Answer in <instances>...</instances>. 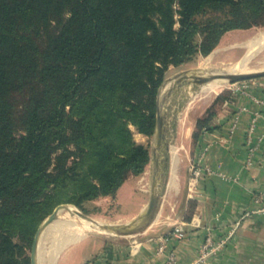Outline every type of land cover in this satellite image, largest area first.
<instances>
[{
  "label": "trees",
  "instance_id": "16d2710c",
  "mask_svg": "<svg viewBox=\"0 0 264 264\" xmlns=\"http://www.w3.org/2000/svg\"><path fill=\"white\" fill-rule=\"evenodd\" d=\"M254 26L264 0H0V264H31L57 205L84 210L142 175L151 150L131 127L154 135L169 67ZM229 97L198 119L195 146Z\"/></svg>",
  "mask_w": 264,
  "mask_h": 264
},
{
  "label": "crops",
  "instance_id": "0c3cea01",
  "mask_svg": "<svg viewBox=\"0 0 264 264\" xmlns=\"http://www.w3.org/2000/svg\"><path fill=\"white\" fill-rule=\"evenodd\" d=\"M195 147L191 158H201V166L212 172L202 178L194 199L188 174L181 171L174 183L165 184L152 237L103 239L84 256L83 244L71 264H161L165 255L158 251V237L170 236L180 223L186 237L170 238L166 250L176 254L175 264H264V213L259 212L264 209V78L231 92L213 129L205 130ZM190 200L197 207L188 221ZM208 238L212 243L204 255ZM135 244L141 245L133 253Z\"/></svg>",
  "mask_w": 264,
  "mask_h": 264
},
{
  "label": "rangeland",
  "instance_id": "374dc122",
  "mask_svg": "<svg viewBox=\"0 0 264 264\" xmlns=\"http://www.w3.org/2000/svg\"><path fill=\"white\" fill-rule=\"evenodd\" d=\"M263 35H264V26H254L248 29H237V30L229 31L222 37L218 46L210 54L208 55L201 54L194 61L182 65L180 67L170 66L166 73V79L172 78L178 73L185 70L200 68V66L203 65L204 62L207 60V58H209L210 56H212L213 59L209 64V69H213V70L229 69L245 57L248 51V47H247L248 44L253 42H260ZM247 67L249 68V70L252 71H255V69L257 71L264 70V47L258 52V54H256L248 62ZM258 79L246 80L233 84L226 83L223 84L217 90V92L213 94L211 97L205 99L203 98L196 99L195 100L196 102L194 101V105L191 107L192 109L188 111V114L186 116L182 117V119L184 118V124L181 125V123H178V125H176L174 129L172 122L173 121L172 108L170 107L168 109V116H167L168 140L170 143V147H172V152L170 150L171 152L170 165H169V171L164 179L165 183H167L168 180L171 179L172 153L177 148H178L177 149L178 165H177L176 176H179L182 171V173L184 172L187 173L190 179L191 164L193 160L196 159V158H191L190 156L192 149H194L195 147L193 134L196 130V124L199 118H202L206 115L207 110L214 104L217 97L226 94H231V92L240 90V88H243L244 86H248V84L253 83L255 82V80ZM180 96L182 95L179 93L174 98L170 99L169 105L171 106L172 103L175 101V99L180 98ZM181 101H183L184 105H187L190 99L188 98L186 99L182 97ZM131 129L134 132V140L139 144H144L149 146L151 150L153 136L148 137L143 134H140L133 126L131 127ZM146 176L148 178H146ZM188 185H189V180H188ZM150 187H151V169L149 164L146 171L142 175L140 176L131 175L127 179V181L123 184V186L119 189V191L115 196L100 197L98 199L86 203L84 210L80 208L78 209H80L84 214L96 220H100L108 223H127L130 222L133 218H135L139 214V211L141 209H144L146 207L150 197ZM62 204H70L76 206L75 204H71V203H62ZM59 205H57L55 209ZM161 208H162V202H161ZM159 216L161 217V214H159ZM73 219L74 216L73 217L71 215L66 216L65 212L59 214L57 221L53 223V226H50L47 229L48 232L46 230V232L43 234L45 235L44 237H42V242H44L42 244L44 245V247L47 249L51 248L52 250H55V247H57L56 244L59 243L60 238L64 236L74 235L76 227L74 225H71V223L66 224V222H73ZM81 220L82 219L77 216L76 223L81 225L82 222ZM63 223H65L66 225ZM59 224L61 225L59 226ZM56 228L58 229L61 228V229L60 230L57 229L58 230L57 231ZM156 228L157 226H154L150 229H146L142 232L126 237L114 236L108 233H104V232L101 233L97 231L86 232L85 236L82 237L81 240L78 241L77 243L74 244L69 243L68 245L64 246V249L60 253L61 255L59 254L58 264L73 263L74 259L78 255L79 256L82 255V253L80 254L79 252L83 244H85L84 245L85 252H83L82 256L89 254L90 250H92L94 245L100 244L101 241H103V239H107V240L117 239V240H131V241L139 240L140 238H144L148 236L152 237L154 232H156ZM60 235L63 236L59 237ZM69 253L72 254L71 260L66 261V257L69 255Z\"/></svg>",
  "mask_w": 264,
  "mask_h": 264
},
{
  "label": "water",
  "instance_id": "95a60500",
  "mask_svg": "<svg viewBox=\"0 0 264 264\" xmlns=\"http://www.w3.org/2000/svg\"><path fill=\"white\" fill-rule=\"evenodd\" d=\"M264 77V70L250 73H231L224 70H202L195 68L185 70L172 78L165 79L157 95L156 129L151 147V187L150 197L146 207L130 222L123 224H102L96 219L84 214L78 207L70 204L59 205L54 212L39 226L32 245L31 264H38V250L44 231L54 223L62 210H72L82 220L96 224L101 231L120 237L132 236L150 227L156 219L165 187V176L170 165V143L168 140L167 116L169 100L174 98L188 85L195 91L200 85L212 81H224L233 84L246 80ZM170 107V106H169Z\"/></svg>",
  "mask_w": 264,
  "mask_h": 264
},
{
  "label": "bare ground",
  "instance_id": "6f19581e",
  "mask_svg": "<svg viewBox=\"0 0 264 264\" xmlns=\"http://www.w3.org/2000/svg\"><path fill=\"white\" fill-rule=\"evenodd\" d=\"M256 38V37H255ZM256 40V39H255ZM260 41V40H259ZM247 46V45H246ZM248 51L245 55V57L237 62L235 65H233L231 68L229 69H217V70H224V71H228L231 73H250V72H255L257 71L255 69V71L249 70V68L247 67L248 62L256 55L258 54V52L264 47V35L261 39L260 42H253L248 44ZM215 54V53H214ZM212 56H210L209 58H207V60L204 62L203 65L200 66V68L202 70H213V69H209V64L212 60ZM254 69V68H252ZM259 69V68H258ZM262 71V70H261ZM226 84L224 81H212L206 84H202L200 85L195 91L192 89L191 85L185 86L181 91L180 94L182 96H180V98L175 99V101L172 103V105L170 106L168 103V108H172V122H173V129L176 127V125H178V123H181V125L184 124V118L182 119V117L186 116L188 114V111L190 109H192L191 107L194 105V101L198 98H209L211 97L213 94H215L217 92V90L223 85ZM178 97V96H177ZM188 98L190 99L189 103L187 105H184L183 101H181V98ZM211 99V98H210ZM196 102V101H195ZM170 106V107H169ZM182 132V131H181ZM179 134V133H178ZM181 136V135H180ZM178 149V148H177ZM177 149L173 151L172 153V176H171V182L174 183L176 181V172H177V165H178V156H177ZM170 150L172 152V147H170ZM146 178H148L146 176ZM148 181V180H147ZM171 183V184H172ZM141 187V186H140ZM73 210V209H72ZM72 210H62L60 212V214H62L63 212L66 213V216L71 215L72 217L74 216L73 222H66V224H70L74 225L75 228V232L74 235L71 236H64L62 237L61 235L59 237V243L56 244L57 247H55V250L47 249L44 247V245L42 243V238L40 241V246H39V250H38V264H58L59 261V254L62 252V250L64 249V246L68 245L69 243H77L78 241L81 240L82 237L85 236L86 232H90V231H97V232H103L101 231V229H99V227L94 224V223H90L87 222L85 220H81V225L76 223V218L77 215L74 214V212ZM61 217V216H60ZM65 217V216H64ZM129 219V218H128ZM60 220V219H59ZM104 220V219H103ZM57 221V220H56ZM55 221V222H56ZM98 222L102 223V224H123V223H108V222H104V221H100L97 220ZM54 222V223H55ZM65 224V223H63ZM65 224V225H66ZM159 224V218L157 217L154 222L152 223V225L150 226V228L157 226ZM61 224H59L60 226ZM64 225V226H65ZM53 226V223L50 225ZM49 226V227H50ZM61 226V227H64ZM48 227V228H49ZM47 228V229H48ZM149 228V229H150ZM46 229V230H47ZM58 228H56L57 230ZM61 228H59L58 230H60ZM63 229V228H62ZM46 230L44 231V233L46 232ZM54 230V229H53ZM57 230V231H58ZM48 232V230H47ZM43 233V234H44ZM61 233V232H60ZM106 233V232H104ZM42 234V237H44L45 235ZM52 238V237H51ZM48 239V238H47ZM53 242V240H52ZM71 245V244H70ZM50 247V246H49ZM54 247V246H53ZM57 249V250H56ZM61 255V254H60ZM67 256V255H66Z\"/></svg>",
  "mask_w": 264,
  "mask_h": 264
},
{
  "label": "built area",
  "instance_id": "2783aa9c",
  "mask_svg": "<svg viewBox=\"0 0 264 264\" xmlns=\"http://www.w3.org/2000/svg\"><path fill=\"white\" fill-rule=\"evenodd\" d=\"M250 140H248L249 142ZM207 150V149H205ZM252 151V149H250V152ZM203 154V153H202ZM201 158H196L195 160H193L192 164H191V174H190V179H189V185H188V190H189V197L190 199H194L197 190L200 186L201 180L202 178L206 175L211 173V169L207 168V167H203L200 164ZM249 164H251V162L249 161ZM259 212L264 213V209L260 210ZM184 226L185 223H180L179 225H177L174 229L173 232L171 233L170 236H160L158 237V251L162 254L165 255V260L161 263V264H175L176 263V254L173 251H166L167 250V245L168 242L170 240V238L175 237L179 240H182L186 237V232L184 230ZM212 243L211 238H208L206 240V243L204 245V255H206L207 250L210 248ZM141 244H135L132 247V252L136 253L138 252L139 248H140Z\"/></svg>",
  "mask_w": 264,
  "mask_h": 264
}]
</instances>
